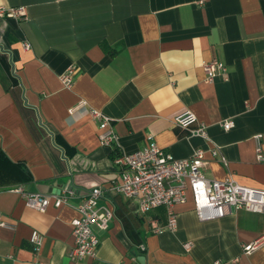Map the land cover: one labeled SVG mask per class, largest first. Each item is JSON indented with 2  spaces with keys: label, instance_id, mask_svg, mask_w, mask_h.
<instances>
[{
  "label": "crops",
  "instance_id": "1",
  "mask_svg": "<svg viewBox=\"0 0 264 264\" xmlns=\"http://www.w3.org/2000/svg\"><path fill=\"white\" fill-rule=\"evenodd\" d=\"M20 6L27 20L0 18V212L14 225L0 230V264H126L131 257L133 264L140 257L144 264H264V248L242 252L264 234V214L201 222L189 192L173 206L176 231L161 234L149 223L165 224L163 208L139 215L135 199L111 193L109 228L93 227L95 259L73 262L76 211L37 212L11 191L73 189L77 204L118 180L117 153L152 144L174 159L201 149L205 178L264 191L257 160V145L264 158V0H0V7ZM212 60L226 73L208 84L202 64ZM72 65L78 76L65 89L59 77ZM81 100L112 119L114 146H100L84 110L68 113ZM185 111L207 127V141L174 123ZM226 120L234 124L228 131L220 126ZM213 146L225 163L211 156ZM32 231L43 235L38 253Z\"/></svg>",
  "mask_w": 264,
  "mask_h": 264
},
{
  "label": "built area",
  "instance_id": "2",
  "mask_svg": "<svg viewBox=\"0 0 264 264\" xmlns=\"http://www.w3.org/2000/svg\"><path fill=\"white\" fill-rule=\"evenodd\" d=\"M2 17L27 20L28 12L21 6L0 7V18ZM23 48L28 50L29 45L24 43ZM202 69L208 84L213 83L216 76L226 73V67L216 60L204 62ZM77 76L78 69L72 65L59 77V80L63 88L70 89ZM78 110H84L90 120L96 123L101 147L109 148L115 145L117 136L112 129L110 117L89 107L84 100L69 109L68 113L71 115ZM174 123L186 130L190 137L208 140L207 127L198 123L192 112H183L174 119ZM192 125L195 127H191ZM220 126L224 131H228L234 124L232 120H226ZM255 139L258 142L260 136H256ZM209 152L213 158L225 163L218 147H211ZM257 153V160L264 161L259 155V145H257ZM203 158L204 151L197 149L187 159H174L171 154L154 144L131 154L117 153L113 163L119 171L118 180L112 182L109 187H95L87 191L77 204L71 202L75 195L73 189L63 190L58 194L26 193L20 188L11 191L19 193L25 206L37 212H44L51 205L54 208L67 206L76 211L77 217L71 222L73 247L68 253L69 260L73 262L95 259L99 239L93 227L101 231L109 228L114 218L111 193L135 199L139 215H146L150 211L163 208L166 215L165 224L160 226L155 220L149 223L150 231L154 234L176 231L177 215L173 212V206L184 203L187 192L191 195L194 212L201 222L219 219L238 211L264 214V191L239 185L230 177L223 181L205 178L201 172ZM13 228L14 225L7 222L0 212V230ZM29 241L33 252L38 253L43 243V235L32 231ZM190 246L191 243L184 244L185 250L188 251ZM262 248H264V234L242 245V252L250 255ZM138 250L141 253L145 252V246L140 244ZM133 263H136L135 257L129 258V263L126 264Z\"/></svg>",
  "mask_w": 264,
  "mask_h": 264
},
{
  "label": "water",
  "instance_id": "3",
  "mask_svg": "<svg viewBox=\"0 0 264 264\" xmlns=\"http://www.w3.org/2000/svg\"><path fill=\"white\" fill-rule=\"evenodd\" d=\"M138 261H139L141 264H144V262H145V258H144V257H140V258L138 259Z\"/></svg>",
  "mask_w": 264,
  "mask_h": 264
}]
</instances>
